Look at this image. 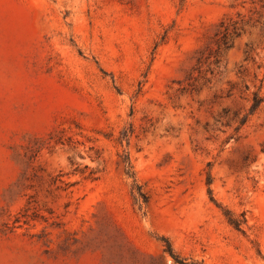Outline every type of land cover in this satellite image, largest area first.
<instances>
[{
	"label": "rangeland",
	"instance_id": "obj_1",
	"mask_svg": "<svg viewBox=\"0 0 264 264\" xmlns=\"http://www.w3.org/2000/svg\"><path fill=\"white\" fill-rule=\"evenodd\" d=\"M0 264H264V0H0Z\"/></svg>",
	"mask_w": 264,
	"mask_h": 264
}]
</instances>
